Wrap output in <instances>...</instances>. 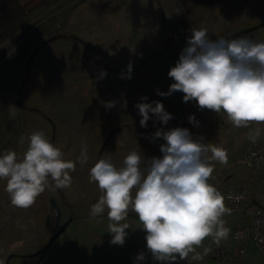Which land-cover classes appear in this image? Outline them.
<instances>
[{"label":"rangeland","instance_id":"1","mask_svg":"<svg viewBox=\"0 0 264 264\" xmlns=\"http://www.w3.org/2000/svg\"><path fill=\"white\" fill-rule=\"evenodd\" d=\"M0 11V155L12 150L22 157L35 131H43L65 160L78 161L87 146V162L76 163L71 186L46 187L31 207H14L5 191L7 181L0 179V264L12 253L17 255L9 264H141L136 257L148 250L136 213L129 209L122 222L129 224L122 246L110 242L107 209L91 217V207L102 193L90 182L89 170L101 158H110L119 169L124 158L137 151L146 173L147 159L162 155L160 145L165 142L151 139L158 128H187L194 139L226 150V165L211 162L214 171L208 182L217 190L246 185L244 174L250 168L242 158L252 143L248 136L259 127L256 141L264 140V124L236 128L224 112L199 110L195 101L184 102L182 92L162 97L156 90L167 92L174 83L167 74L186 46L187 40L173 34L190 37L191 28H206L216 39L256 27L235 38L264 41V25L258 26L264 22V0H0ZM57 34L66 36L44 45L28 70L34 49ZM102 70L107 74L98 79ZM18 93L23 105L17 103ZM102 101L116 104L106 109ZM153 101L162 102L174 118L162 125L150 113L148 126L142 128L135 105ZM190 115L198 126L189 122ZM256 182L264 188L253 172ZM52 197L62 210L60 222L73 220L40 258L54 230L52 223L47 225L48 215H56ZM242 217L241 210L226 213L222 219L230 229L228 238L216 244L210 236L196 252H212L219 245L225 248L224 257L209 264H241L236 253L240 242L233 232ZM256 252L259 261L261 254ZM191 255L177 264H208L205 259L190 260Z\"/></svg>","mask_w":264,"mask_h":264},{"label":"clouds","instance_id":"2","mask_svg":"<svg viewBox=\"0 0 264 264\" xmlns=\"http://www.w3.org/2000/svg\"><path fill=\"white\" fill-rule=\"evenodd\" d=\"M189 31L186 46L167 74L174 83L167 92L157 89V94L167 97L182 92L184 102L195 101L199 110L224 112L236 128L264 124V41L256 42L248 36L211 39L206 28ZM131 71L129 63L126 78H131ZM106 74L102 70L98 79ZM101 103L111 109L116 101ZM135 107L142 128L148 126L150 113L162 125L174 118L160 101L138 103ZM188 120L198 126L194 115ZM260 134L257 127L248 138L255 143ZM151 139H162L165 143L160 145L161 156L147 159L146 173L141 169L142 155L137 151L130 152L119 169L110 158H101L90 168V182L96 183L102 193L92 205L90 215L100 217L107 209L110 242L122 246L129 229V224L122 222L131 209L143 225L146 247L154 261L177 264L192 253V259L201 260L203 256L196 248L206 238L211 236L219 244L230 232L222 219L226 213L230 214V209L225 207L224 196L208 182L214 171L211 162L226 165L227 152L194 139L187 128L167 131L158 128ZM20 143H24L23 136ZM209 152L210 157L206 155ZM77 162L81 165L87 162L86 145L78 161L65 160L62 151L43 131H35L28 137L22 157L12 150L0 155V179L7 181L5 191L11 204L28 208L46 187L69 188L70 173L76 170ZM209 251L205 248L204 255ZM136 260H146L143 251Z\"/></svg>","mask_w":264,"mask_h":264},{"label":"built area","instance_id":"3","mask_svg":"<svg viewBox=\"0 0 264 264\" xmlns=\"http://www.w3.org/2000/svg\"><path fill=\"white\" fill-rule=\"evenodd\" d=\"M242 161L264 180V140L247 146ZM224 196V204L230 210L243 209L245 217L236 225L233 236L240 242L238 255H244L254 246L262 255L264 264V204L249 201L242 188L218 190Z\"/></svg>","mask_w":264,"mask_h":264},{"label":"crops","instance_id":"4","mask_svg":"<svg viewBox=\"0 0 264 264\" xmlns=\"http://www.w3.org/2000/svg\"><path fill=\"white\" fill-rule=\"evenodd\" d=\"M173 37L179 40L180 39L187 40L188 38V37L181 38V37L175 36L174 34H173ZM253 172L258 176V178L260 177V179L264 182L263 177L259 175L256 171L250 168V170L244 174L246 185L241 184L239 187H236L235 189H238V188L244 189L248 195L249 201H259L264 204V188L262 189L260 188L259 182H256L255 184L253 183ZM239 210H241L244 213L243 209H239ZM244 217H245V214H244ZM244 217H242V219ZM256 250L257 249L255 247L251 246L244 255L237 254L239 257L243 259L241 264H263L262 255H260L259 261H257L258 257H257ZM224 253H225V248L220 247L218 245L212 252H208L206 255H204V252L201 251L200 254L203 256V259L201 260L203 261L205 259L206 260L205 262L209 264L211 262V259L213 258L222 259L224 257ZM192 255H194V253H192ZM145 256H146V260L141 261V264H155L156 263V261L152 259L150 252L147 251ZM190 260H194V259H192L191 257Z\"/></svg>","mask_w":264,"mask_h":264},{"label":"water","instance_id":"5","mask_svg":"<svg viewBox=\"0 0 264 264\" xmlns=\"http://www.w3.org/2000/svg\"><path fill=\"white\" fill-rule=\"evenodd\" d=\"M262 25H264V22L263 23H261L260 25H258V26H262ZM256 27H251V28H246V29H242V30H240V31H238V32H236V33H234V34H232V35H230V36H224L223 38H225V39H232V38H235V37H238V36H240V35H242V34H245V33H247V32H249V31H251V30H253V29H255ZM66 35H64V34H57V35H54V36H51V37H49V38H47L46 40H44L38 47H36L35 49H34V51L32 52V54H31V56L29 57V60H28V64H27V69L29 70L30 69V67H31V65H32V63H33V60H34V58H35V56H36V54L40 51V49L44 46V45H46V44H48V43H50V42H52V41H54V40H56V39H59V38H61V37H65ZM72 37H75V38H79L77 35H72ZM221 38V37H220ZM216 39H219V38H216ZM17 103H19V104H22V101H21V94L20 93H18V95H17ZM23 105V104H22ZM115 131H113L111 134H110V136H109V138H111L112 137V135H113V133H114ZM50 203H51V207H52V209L55 211V213H56V215H55V220H56V230H55V232L53 233V235L51 236V238L49 239V241H48V243L39 251V254H40V258H43L44 256H45V254L50 250V248L53 246V244L55 243V241H56V239L60 236V234L68 227V225L72 222V220H73V218L71 217V218H69L67 221H65L64 223H62V225L61 226H59L58 227V225H59V223H60V221H61V217H62V210H61V208H60V206H59V204H58V202H57V200L55 199V197H52L51 199H50ZM51 214H49L48 215V217H47V225H50V221H51ZM17 254H15V253H12V254H10L9 256H8V258H7V261H6V264H9L10 263V260L14 257V256H16Z\"/></svg>","mask_w":264,"mask_h":264},{"label":"flooded vegetation","instance_id":"6","mask_svg":"<svg viewBox=\"0 0 264 264\" xmlns=\"http://www.w3.org/2000/svg\"><path fill=\"white\" fill-rule=\"evenodd\" d=\"M52 217H51V221H50V224L52 223V225H53V233L55 232V230L57 229V228H55L56 227V220H55V216H53V215H51ZM62 225V223L60 222V224L58 225V227L59 226H61Z\"/></svg>","mask_w":264,"mask_h":264}]
</instances>
